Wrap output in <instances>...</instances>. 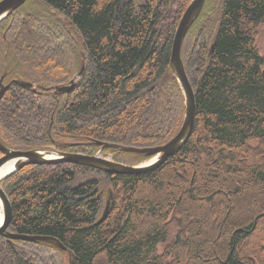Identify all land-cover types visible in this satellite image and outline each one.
<instances>
[{"label":"trees","instance_id":"obj_1","mask_svg":"<svg viewBox=\"0 0 264 264\" xmlns=\"http://www.w3.org/2000/svg\"><path fill=\"white\" fill-rule=\"evenodd\" d=\"M190 1L27 0L0 23L1 142L149 159L102 145L148 148L178 133L185 104L170 60ZM263 31L264 0H205L181 50L196 102L188 141L146 173L24 166L1 182L8 231L56 237L75 264H264ZM83 61L77 84L54 94ZM68 263L53 244L0 236V264Z\"/></svg>","mask_w":264,"mask_h":264},{"label":"water","instance_id":"obj_2","mask_svg":"<svg viewBox=\"0 0 264 264\" xmlns=\"http://www.w3.org/2000/svg\"><path fill=\"white\" fill-rule=\"evenodd\" d=\"M27 0H0V23L12 15L15 10L21 7ZM205 0H191L185 12L182 15L180 23L177 27L176 34L174 36L172 51H171V69L175 79L177 80L184 97L185 113L183 123L178 133L170 139L168 142L149 148H137L132 146H121L117 144L104 143V147H115L123 151L143 153L147 156H151V159L138 165L129 166L122 163L113 161L112 159L101 157L97 155H84L79 153L60 152L55 149H32V150H16L6 147L0 140V151L2 157H0V201L3 212V220L0 223V236L7 237L9 239H22L30 242H48L51 243L63 251H66L69 256V264H75V254L72 250L67 248L58 238L52 236L41 235H26V234H14L8 231V227L11 222L12 209L8 195L1 186V181L29 164L37 165H54L58 163L68 162L80 165H86L99 170L104 171L107 174H139L152 171L162 165L170 156L175 154L189 139L194 129L195 115H196V102L195 93L192 85L186 74L184 63L182 60V44L184 38L202 11ZM85 66L83 65L77 76H81L84 73ZM71 80L69 85L55 86V93L68 92L75 85V79ZM264 76V71H263ZM3 77L0 79V101L2 100L3 93L6 90V85L3 84ZM19 85L35 89L36 85L19 79L15 81ZM43 88L42 86H40ZM98 144H101L98 142ZM11 163L13 169L8 173H4L3 167ZM113 200L112 191H109V195L106 201L104 211L98 220V223L102 222L108 215L110 205Z\"/></svg>","mask_w":264,"mask_h":264},{"label":"rangeland","instance_id":"obj_3","mask_svg":"<svg viewBox=\"0 0 264 264\" xmlns=\"http://www.w3.org/2000/svg\"><path fill=\"white\" fill-rule=\"evenodd\" d=\"M61 19H63V18H61ZM257 45H258V47L260 49V52L263 53L264 52V31L261 34L260 38L258 39ZM106 196H107V194H106ZM253 197H254V195H253ZM258 198L260 199V201H262L264 203V197H258ZM105 202H106V200H105ZM105 202H104V205H105ZM208 236H209V238L213 237L212 234H210V232H209ZM207 251H210V250L207 249Z\"/></svg>","mask_w":264,"mask_h":264},{"label":"bare ground","instance_id":"obj_4","mask_svg":"<svg viewBox=\"0 0 264 264\" xmlns=\"http://www.w3.org/2000/svg\"><path fill=\"white\" fill-rule=\"evenodd\" d=\"M13 169V165L11 163L5 165V167H3L4 173H8L9 171H11ZM3 220V212H2V206H1V201H0V223Z\"/></svg>","mask_w":264,"mask_h":264}]
</instances>
